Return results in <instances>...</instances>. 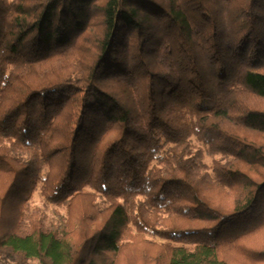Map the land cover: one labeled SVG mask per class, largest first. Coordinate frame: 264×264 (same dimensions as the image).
<instances>
[{
  "label": "trees",
  "instance_id": "trees-1",
  "mask_svg": "<svg viewBox=\"0 0 264 264\" xmlns=\"http://www.w3.org/2000/svg\"><path fill=\"white\" fill-rule=\"evenodd\" d=\"M0 171V264H264V0H0Z\"/></svg>",
  "mask_w": 264,
  "mask_h": 264
},
{
  "label": "rangeland",
  "instance_id": "rangeland-1",
  "mask_svg": "<svg viewBox=\"0 0 264 264\" xmlns=\"http://www.w3.org/2000/svg\"><path fill=\"white\" fill-rule=\"evenodd\" d=\"M262 106V105H261ZM194 141L196 143V146H199V142L196 140V138H194ZM211 156L206 154L205 156V161L210 164L211 163ZM0 174H3L5 177L6 175L4 173H2L0 171ZM5 186V181L4 178L0 175V189H2ZM13 202V201H12ZM18 206H22L24 207V212H31L34 211L36 212L37 209L39 208L42 213L43 216L45 218H47L50 221H59L62 220L63 218H65L67 216V208L66 206L63 205H56V204H52L49 203L45 200L44 196L41 193V182H39L36 186V189L34 190V192L32 193V195L26 199V202H21L19 203ZM85 206L84 204L80 201L79 203L75 204L72 207L71 212L74 213L75 218H77L79 216L78 213L82 212L83 210H85ZM14 204L10 202L9 206H8V211L6 213V221H5V228H9L12 229L14 226ZM234 229H230L228 231V233L233 232ZM149 238H152L158 242H163L165 240L158 238V237H154L152 235H149ZM29 264H40L36 259H31Z\"/></svg>",
  "mask_w": 264,
  "mask_h": 264
}]
</instances>
